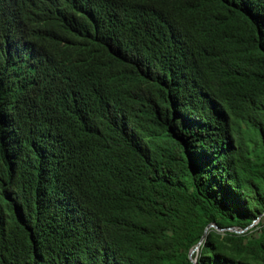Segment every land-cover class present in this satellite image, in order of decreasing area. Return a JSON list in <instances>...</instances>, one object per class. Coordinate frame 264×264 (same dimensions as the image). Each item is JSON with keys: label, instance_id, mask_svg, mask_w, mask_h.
<instances>
[{"label": "trees", "instance_id": "16d2710c", "mask_svg": "<svg viewBox=\"0 0 264 264\" xmlns=\"http://www.w3.org/2000/svg\"><path fill=\"white\" fill-rule=\"evenodd\" d=\"M200 241L264 264V0H0V264Z\"/></svg>", "mask_w": 264, "mask_h": 264}, {"label": "water", "instance_id": "95a60500", "mask_svg": "<svg viewBox=\"0 0 264 264\" xmlns=\"http://www.w3.org/2000/svg\"><path fill=\"white\" fill-rule=\"evenodd\" d=\"M211 226H215L216 228H219V227L217 226V224H215V223L209 224L208 228L211 227ZM231 229L234 230V231H236V232H242V231H243V230H241V229H239V228H237V227H232ZM220 230H222V229L220 228ZM200 244H201V241L199 242V244H197V246H196L195 248H193V249L191 250L190 255H189L190 258L192 259V261H193L194 263H196V264H199V263L197 262V259H195V258L193 257V255H194V253L199 252V250H200Z\"/></svg>", "mask_w": 264, "mask_h": 264}, {"label": "rangeland", "instance_id": "374dc122", "mask_svg": "<svg viewBox=\"0 0 264 264\" xmlns=\"http://www.w3.org/2000/svg\"><path fill=\"white\" fill-rule=\"evenodd\" d=\"M197 253V252H196ZM194 257V256H193ZM196 259V257H194Z\"/></svg>", "mask_w": 264, "mask_h": 264}]
</instances>
